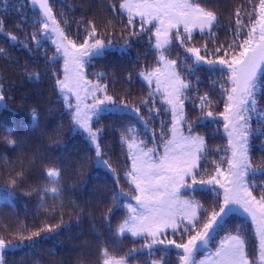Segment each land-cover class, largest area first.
Here are the masks:
<instances>
[{
    "label": "snow or ice",
    "instance_id": "snow-or-ice-1",
    "mask_svg": "<svg viewBox=\"0 0 264 264\" xmlns=\"http://www.w3.org/2000/svg\"><path fill=\"white\" fill-rule=\"evenodd\" d=\"M2 113L0 211L42 215L0 264L85 225L48 264H264V0H0Z\"/></svg>",
    "mask_w": 264,
    "mask_h": 264
},
{
    "label": "trees",
    "instance_id": "trees-1",
    "mask_svg": "<svg viewBox=\"0 0 264 264\" xmlns=\"http://www.w3.org/2000/svg\"><path fill=\"white\" fill-rule=\"evenodd\" d=\"M80 13L77 12V17H79ZM222 35V34H221ZM223 38V35H222ZM143 43V42H141ZM140 51H146V49H139ZM118 55V54H115ZM133 57L136 55V52H133ZM118 63L115 60V56L111 58L110 60H102L99 62L100 65H108V64H114ZM100 68H93L90 69V71H98ZM108 71H112L111 67L107 68ZM122 85L117 84L116 88L119 89ZM139 85H137V89H139ZM31 89V86H29ZM51 89V83L48 80H45L43 85H41V90H44V95L47 100L52 101L55 100V95L50 93ZM17 97V100H19L21 93L15 94ZM28 98L35 99L33 96L32 90L28 92ZM12 107H17V105H12ZM21 118L19 116H13L10 113H2L0 114V120H7L12 126H15L17 121ZM26 119V117H25ZM55 119V118H51ZM58 122V121H57ZM70 132V129L66 128L65 136L67 141V147L65 149L66 152L74 154L75 149L79 147L80 141L79 138L75 139H67L68 134ZM109 139L111 140L112 137L110 136ZM261 141H256L257 147L254 150V157L259 160L262 156H264V153H261L259 149ZM59 155V153H57ZM19 199L16 203V210L13 211L12 209H4L3 211H0V234L3 232L4 225H8L10 228H14L18 223L26 224L28 226H31L33 223L37 222L38 216L42 215V213H38L36 210V204L38 203L34 197H26L23 194H18ZM197 198L202 199V197L198 196ZM66 222L69 226L74 225V221H67ZM87 225L84 226L83 229H79L76 227H72V230L70 232H64L60 236L54 238L51 241H46L39 245L35 250L32 251V255L27 262V264H31L32 261H37L38 264H48V262L51 260L50 253L51 252H58L60 254L61 259L64 260H74L78 255H81L79 251H77L78 248L84 245L85 240L88 241V247L90 251L87 253L91 258H95L96 256V246L95 243L92 241L91 237L87 234ZM84 232L85 234L83 236L80 235L81 232ZM131 242L126 240L124 241V244L122 246H117L116 251H120L121 248H123L125 251L128 247H131ZM24 252L16 251L15 253L10 254L9 259L10 261H14L15 264H21V258L24 257ZM148 257L144 256L140 258L139 264H145V261H147ZM173 259H175V256L173 254Z\"/></svg>",
    "mask_w": 264,
    "mask_h": 264
}]
</instances>
